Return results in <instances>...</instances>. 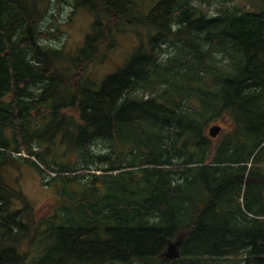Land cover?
Instances as JSON below:
<instances>
[{
    "label": "trees",
    "instance_id": "obj_1",
    "mask_svg": "<svg viewBox=\"0 0 264 264\" xmlns=\"http://www.w3.org/2000/svg\"><path fill=\"white\" fill-rule=\"evenodd\" d=\"M51 1L95 16L74 56ZM152 1L0 0V264H264V0ZM127 29L130 57L91 79Z\"/></svg>",
    "mask_w": 264,
    "mask_h": 264
},
{
    "label": "rangeland",
    "instance_id": "obj_2",
    "mask_svg": "<svg viewBox=\"0 0 264 264\" xmlns=\"http://www.w3.org/2000/svg\"><path fill=\"white\" fill-rule=\"evenodd\" d=\"M238 2L241 6L247 5L244 3L246 1ZM152 3V0H145L141 6L147 8ZM204 8L207 12L215 11L214 5H206ZM94 20L95 16L86 8H74L72 5L64 3L60 10V5L55 1H51L46 23L48 25L51 23V25L56 23L60 25L65 32V36L61 41L57 42V45L63 46L65 54L74 56L77 54L76 51L83 45L85 36L90 31ZM137 43L138 39L133 32L128 31V29L126 31H118L112 40L102 47L99 59L88 67L87 73L89 77L101 82L107 75L115 72L126 62ZM99 82L97 83L99 84ZM228 122V120H221L212 124L221 126V131L215 138L217 142H220L223 135L231 130L232 125ZM22 155L25 154L22 153ZM255 171L261 172V169H256ZM262 172L264 173V168ZM2 174L7 182L20 186L36 206L55 200V188L44 185L37 172L28 166L7 165L2 169ZM262 200L264 202V192L262 193ZM237 260V258L221 259L216 262L207 261L204 264H241ZM133 264L140 263L135 262Z\"/></svg>",
    "mask_w": 264,
    "mask_h": 264
},
{
    "label": "water",
    "instance_id": "obj_3",
    "mask_svg": "<svg viewBox=\"0 0 264 264\" xmlns=\"http://www.w3.org/2000/svg\"><path fill=\"white\" fill-rule=\"evenodd\" d=\"M209 131L212 137H216L221 131V126L212 125ZM181 244H182V240H176V241L170 242L167 248L165 249L164 253L162 254V256L168 259H177L181 257V251H180Z\"/></svg>",
    "mask_w": 264,
    "mask_h": 264
}]
</instances>
